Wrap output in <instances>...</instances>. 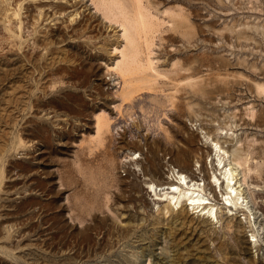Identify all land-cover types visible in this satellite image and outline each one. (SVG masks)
I'll return each instance as SVG.
<instances>
[{
	"label": "rangeland",
	"instance_id": "obj_1",
	"mask_svg": "<svg viewBox=\"0 0 264 264\" xmlns=\"http://www.w3.org/2000/svg\"><path fill=\"white\" fill-rule=\"evenodd\" d=\"M94 1L0 0V264H264V0H142L167 74L125 103L107 59L120 26ZM150 161L204 182L217 221L154 199ZM223 163L242 206L207 186Z\"/></svg>",
	"mask_w": 264,
	"mask_h": 264
},
{
	"label": "bare ground",
	"instance_id": "obj_2",
	"mask_svg": "<svg viewBox=\"0 0 264 264\" xmlns=\"http://www.w3.org/2000/svg\"><path fill=\"white\" fill-rule=\"evenodd\" d=\"M94 3H95V8L98 11H100L104 17H106L107 19L109 18L110 20L115 19V21H117L119 26H120L121 33H120V35L117 34L116 42H114V44H111L114 46L113 47V53H110L111 51H108L107 59L109 60V63H111L115 59V61H113L112 65H110L108 63L110 65L108 70L110 69V70L114 71L119 77V81L117 83V84H119V88H118L119 90H118L117 94L120 96L121 101L125 103V100L132 99L135 96H138L139 94H143V93H150V92L157 93L158 92V91L156 92V90H157V86H156L157 79L161 76L164 77L167 73L161 72L154 65V60L151 57L152 56L151 45H152L155 34L157 32H159L160 27L162 25H164V23L162 22L163 20L161 21L158 17L155 16V14L151 13L150 9L142 2V0H95ZM157 6H158V2H157ZM37 7H38L37 12H38L39 17H40L41 16L40 14L42 13L43 10L41 8H39V6H37ZM171 7H173V6H171ZM181 8H180V10H181ZM172 10L174 11L175 9L172 8ZM164 11H165V9L163 10V12ZM167 11L168 10H166L165 13ZM169 12H171V10ZM181 12H182V10H181ZM171 13H172L171 15L175 14V12L174 13L171 12ZM44 14H45V12H44ZM42 17H44V16H42ZM179 17H183V16L181 15ZM46 19L44 17V21ZM172 22L175 24V26H178L179 23L181 22V20L173 19ZM190 27H192V26H190ZM188 31H190V30H188ZM47 34H45V35H47ZM178 35H181V34L178 33ZM187 36H188V34H187ZM112 39H113V37H112ZM142 45L144 46L145 52L147 53V56L145 55L146 57L144 60H142L141 57L139 56L141 54L140 48L143 47ZM101 47H103V46H101ZM106 47L107 46H104V48H106ZM169 48H170V50L172 49L171 47H169ZM143 54H145V53H143ZM171 65H173V64H171ZM183 70L185 72L186 68H181L180 70H177L176 73L182 74L181 72H183ZM188 71H189V67H188ZM193 71H195V70H193ZM173 74H175V73H173ZM171 77H173V75ZM166 78H168V77H166ZM188 79H190V78H188ZM169 83H171V82H169ZM177 83H179V82H177ZM162 84L164 85V83H162ZM197 85H198V87L197 86L196 87L198 90H196V91L201 92L200 93L201 95L204 94V91L207 90V88L209 86V84L206 85L204 83L203 84L199 83ZM259 88H262L263 90H261V92L262 91L264 92V86L259 87ZM177 89H176V91H177ZM211 89L209 88V91ZM193 92L196 93L195 91H193ZM169 93H171V92H168V94ZM135 94H137V95H135ZM150 94H152V93H150ZM177 94H179V93H177ZM171 97H173V96H171ZM121 104L123 105V103H121ZM98 117H96L97 119H96V124H95L96 125V129H95L96 130V136H95L96 138H97V136L99 137L100 134H103L102 132L105 133V131H104L105 128L107 126H109V121L107 120L106 115H105V117L104 116H98ZM210 144H211V142H210ZM212 144H213L212 149H214L216 151L215 154H217V156H218V164H221L223 161V158H224L223 155L227 151L224 148H222V146L219 145V143L217 141H212ZM24 145L26 147V143L23 144L22 147H24ZM234 151H235V149H234ZM234 151H232V153ZM233 158L234 159H231V160L236 161V162L235 161H233V162L238 163V165H242V166L244 165L243 162L241 161L242 158L240 157V155L234 154ZM240 161L242 162L241 164H239ZM221 169H222V171H221V173H219V174H221L219 177L216 175H214V176L208 175V181L206 182L207 186L209 187V189H211V191H214L215 194H216V189H215L216 185H214L213 182H216V184L220 187V191H221V186L222 187L224 186V192L221 191V196H220L221 197L220 200L222 201V203L224 205L229 206V207H231V205L236 206L237 204H240L242 206V203L245 200H244V196L242 195V193H240L239 184L236 185L239 181L235 179L236 177H235L233 168H231V167L227 168L226 164L223 163ZM142 170H145V174L148 173L150 170L154 175H156L162 179L161 184H155V183L150 181V182L146 183V185H145L146 191L150 195H152L154 197V199H156L157 201H165L166 205L170 206L171 209L181 207L182 203H184L186 205L188 211H191L192 214L197 212L196 216H198L199 218H202L203 221H206L209 223L213 222V220L217 221V208L215 207V204H213L209 200V198L206 196L205 185H204L205 183L199 182L198 179H196L193 176V174L190 175L188 173H185V171L183 169H179V171L177 173L175 172L172 174L173 177L167 178V177L162 175L160 169L158 168L156 163H154L153 161H150L149 166L144 165ZM243 179H244V177H243ZM100 180H101V178H100ZM239 200H240V202H239ZM165 202H164V204H165ZM244 208H246V207L244 206ZM225 223H226V221H225ZM230 223H231V221L229 222V220H228L226 223L227 229L230 226L229 225ZM236 225H237V223H236ZM162 246H160V248ZM165 251H167V250H165ZM167 254H168V252H167Z\"/></svg>",
	"mask_w": 264,
	"mask_h": 264
}]
</instances>
